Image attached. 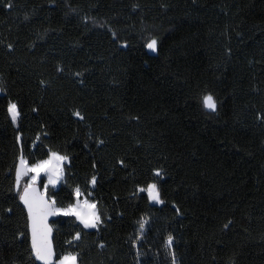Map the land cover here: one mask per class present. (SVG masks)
Here are the masks:
<instances>
[{
	"label": "trees",
	"instance_id": "16d2710c",
	"mask_svg": "<svg viewBox=\"0 0 264 264\" xmlns=\"http://www.w3.org/2000/svg\"><path fill=\"white\" fill-rule=\"evenodd\" d=\"M0 89V264H38L15 170L50 152L68 159L46 195L79 187L101 220L57 214L56 259L137 264L150 215L179 264H264V0H0Z\"/></svg>",
	"mask_w": 264,
	"mask_h": 264
},
{
	"label": "snow or ice",
	"instance_id": "6c2138e0",
	"mask_svg": "<svg viewBox=\"0 0 264 264\" xmlns=\"http://www.w3.org/2000/svg\"><path fill=\"white\" fill-rule=\"evenodd\" d=\"M5 6L11 8L12 4L8 3ZM9 47H11V45H9ZM146 47L152 51H156V38H151L147 42ZM202 105L205 109L211 112L217 110L216 100L211 94L202 97ZM7 111L12 122L15 123L19 117L17 104L10 101L8 103ZM74 115L80 116V113L76 112ZM67 159L66 156H60L59 154L52 152L49 154L48 159L37 161L35 164L29 166L23 156H21L19 164L16 167V188L19 193V199L27 210L28 228L31 232V250L36 260L41 261L42 264H78V254L72 252L64 253L58 260L53 259L54 251L51 240L49 239L51 228L46 223L49 216L60 212L65 215L71 214L76 216L85 228H95L101 223L95 204H91L85 200L83 202V207L81 206L79 201L81 195L79 187L74 190L77 197V203L75 205H69L66 209H57L55 200L49 201L46 192L42 193L36 187L37 180L41 173L48 177V183L45 184V189H47L49 185L55 186L63 176V168L61 165L63 161ZM29 175L31 176V179L28 183L23 185V190L20 191L22 178ZM155 175L160 176V170H155ZM95 181L96 178L92 177L91 182L95 184ZM138 190L147 191L149 200L155 201L156 203H162L159 190L155 184H149L147 189ZM84 209H90L91 211H85ZM144 227L145 222L142 219L140 229L143 230ZM225 227H227V225H225ZM75 239H79V233H77ZM172 241L173 237L169 235L166 240V245L169 248H171ZM172 255L173 264H175V255L174 253Z\"/></svg>",
	"mask_w": 264,
	"mask_h": 264
},
{
	"label": "rangeland",
	"instance_id": "374dc122",
	"mask_svg": "<svg viewBox=\"0 0 264 264\" xmlns=\"http://www.w3.org/2000/svg\"><path fill=\"white\" fill-rule=\"evenodd\" d=\"M0 94H2L1 89H0ZM201 106H202L204 113H206V115H208L209 117L212 116L213 114H215V112H216V111L211 112V111L205 109L202 105V100H201ZM50 153H52V152H50ZM46 159H48V158H46ZM66 163H67V160L63 161V163L61 165L62 168H63L64 164H66ZM18 164H19V161H18L17 165ZM42 177L44 178V182L42 185L43 192H46V190L50 187H56L61 182V180L63 178V176H62V178L57 182V184L55 186L49 185L48 188L45 189V184L48 183V177L46 175H44L43 173H41L36 184L39 183V180ZM30 179H31L30 175L22 178L20 191L23 189V185L28 183V181ZM150 184H154V183H150ZM15 185H16V170H15ZM141 189H147V187L141 188ZM141 192H144L148 197L147 191H141ZM50 200L52 201L53 199L50 198ZM85 200H87L91 204L96 205V203L94 201L87 199L83 194H81L79 197V201H80V204L82 207H83V202ZM148 201L151 205L159 206L162 204V203H156L155 201L149 200V197H148ZM76 203H77V197H76L75 203H73L71 205H75ZM68 206L59 207L56 205V208L57 209H66ZM84 210L85 211H91L90 209H84ZM96 211H97V205H96ZM57 214L58 215H65L62 212L57 213ZM69 215H71V214H69ZM142 219L145 222V227L143 230L140 229V223H141ZM155 220L156 219L150 215H144L143 217H141L136 223V229H135L134 233L129 238L130 239L129 240L130 245H131L133 252H134V255L136 257L137 264H173V255L172 254L174 253V255H175V252L173 250L174 239L172 241L171 248H169L166 245L167 237H162V239L159 238L157 228L153 225ZM98 225L95 228H97ZM88 229H93V228L89 227ZM138 237H139V239H138ZM56 260H58V259H56ZM175 264H179L178 258L176 255H175Z\"/></svg>",
	"mask_w": 264,
	"mask_h": 264
},
{
	"label": "water",
	"instance_id": "95a60500",
	"mask_svg": "<svg viewBox=\"0 0 264 264\" xmlns=\"http://www.w3.org/2000/svg\"><path fill=\"white\" fill-rule=\"evenodd\" d=\"M36 187H37V188L43 193V190H42V188L40 187L39 184H36ZM22 190H23V189H22ZM22 190H21V191H22ZM46 196H47V195H46ZM47 199H48L49 201H51L50 198H49L48 196H47ZM19 201H20V199H19ZM20 203H21V205L23 206V208H24V210H25V212H26V216H27V210H26V208L24 207L22 201H20ZM56 215H57V214L49 216V217L47 218V221H46L47 225L51 228V233H50L49 239L51 240V244H52V247H53V251H54L53 239H52V237H53V229H52V226H51V222L55 219ZM27 221H28V219H27ZM28 234H29V242H30V248H31V232H30L29 228H28ZM31 251H32V250H31ZM32 256H33V258L35 259V261H36L38 264H42L41 261L36 260V258H35V256H34L33 253H32ZM53 259L56 260L55 251H54V257H53Z\"/></svg>",
	"mask_w": 264,
	"mask_h": 264
}]
</instances>
